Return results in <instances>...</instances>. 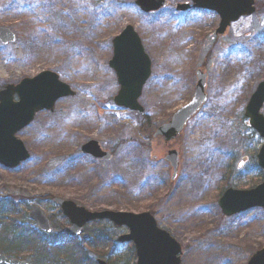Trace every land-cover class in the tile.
I'll use <instances>...</instances> for the list:
<instances>
[{
  "label": "rangeland",
  "instance_id": "374dc122",
  "mask_svg": "<svg viewBox=\"0 0 264 264\" xmlns=\"http://www.w3.org/2000/svg\"><path fill=\"white\" fill-rule=\"evenodd\" d=\"M135 1L0 0V28L16 37L15 44L0 43V88L51 71L75 92L52 113L39 112L16 135L30 158L14 170L0 166V200H16L20 227L36 231L29 215L38 207L58 234L57 225L63 228L67 221L53 198L89 211L150 212L182 245V264H245L264 249V212L225 218L218 201L228 188L250 190L264 180L256 160L264 141L243 116L264 80V0H255V13L222 37L214 34L216 14L175 12V4L190 0H166V9L148 15ZM127 25L151 61L138 99L143 115L112 101L119 90L108 66L112 40ZM197 70L207 77V101L176 140L163 143L153 134L190 101ZM91 140L112 159L103 163L82 155L80 147ZM171 149L179 159L173 181L164 160ZM104 233L105 245L83 249L85 264H135L131 244L117 243L128 233L125 227L91 223L78 241ZM29 251L21 252L22 259L33 264Z\"/></svg>",
  "mask_w": 264,
  "mask_h": 264
},
{
  "label": "water",
  "instance_id": "95a60500",
  "mask_svg": "<svg viewBox=\"0 0 264 264\" xmlns=\"http://www.w3.org/2000/svg\"><path fill=\"white\" fill-rule=\"evenodd\" d=\"M193 9L215 13L219 17L217 35H223L226 29L241 17L254 13V0H191ZM135 5L145 14L166 7L165 0H136ZM189 5L176 6L177 12H184ZM0 41L3 44L15 43V36L7 29L0 28ZM113 57L109 66L114 70L120 89L114 103L130 111L143 112L138 104L141 90L151 74V63L145 54L142 43L131 26H127L112 40ZM197 84L191 101L179 109L168 124L156 131L165 142L173 140L184 128L187 121L194 116L206 101V76L197 71ZM74 95L70 88L61 83L58 76L49 71L42 72L33 78H25L17 85H8L0 91V165L14 169L29 157L23 143L15 135L27 127L35 113L52 111L55 103L61 98ZM16 96L17 100H14ZM264 104V82L260 83L250 97L244 112L250 126L264 139V116L260 109ZM84 154L97 160L107 161L110 154L100 150L98 144L90 141L81 147ZM173 169V178L178 170V158L170 152L165 158ZM258 166L264 171V144L258 155ZM241 166V163L240 165ZM54 204L60 208L62 215L68 220V227L63 230L70 239L77 238L83 227L90 222L107 220L115 227L126 226L129 234L118 239L120 244L132 242L135 248L136 264H181V247L169 234L157 227L150 213L131 214L114 211L91 212L77 206L69 200L54 198ZM224 216L245 212L254 208L264 210V181L249 191L228 189L219 201ZM39 229L49 233V220L39 208L34 207L29 215ZM0 264H27L7 259L0 255ZM98 264H106L98 261ZM246 264H264V249L254 253Z\"/></svg>",
  "mask_w": 264,
  "mask_h": 264
},
{
  "label": "trees",
  "instance_id": "16d2710c",
  "mask_svg": "<svg viewBox=\"0 0 264 264\" xmlns=\"http://www.w3.org/2000/svg\"><path fill=\"white\" fill-rule=\"evenodd\" d=\"M10 197L0 200V252L9 255L12 258L22 259V253L26 249L31 248L33 264H64L63 257H65L72 264L77 260V264H85L87 261V254L83 252L81 243L76 241H69L64 243L67 247H60L62 243L57 242V236L42 235L31 229L20 227V222L17 221V204L16 200H10ZM12 199V198H11ZM60 216V214H59ZM60 230L61 225H57ZM100 236V235H99ZM104 234L101 237L95 236L96 239H84L83 242L87 247L94 245H105ZM31 238H36V242H32ZM63 238V237H62ZM61 234L59 240L63 241ZM95 240H101L102 243ZM80 257V259H79ZM36 262V263H35ZM88 262V261H87Z\"/></svg>",
  "mask_w": 264,
  "mask_h": 264
}]
</instances>
